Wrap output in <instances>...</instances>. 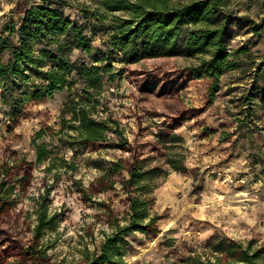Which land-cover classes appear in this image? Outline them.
Listing matches in <instances>:
<instances>
[{
  "label": "rangeland",
  "instance_id": "374dc122",
  "mask_svg": "<svg viewBox=\"0 0 264 264\" xmlns=\"http://www.w3.org/2000/svg\"><path fill=\"white\" fill-rule=\"evenodd\" d=\"M20 1L0 0V29ZM34 1L27 0L28 4ZM185 1L171 0L173 4ZM71 3L73 7L61 10L73 22L86 23L90 51L72 50L65 56L73 60L81 55L85 65L94 63L106 71L93 116L116 120L122 135L109 133L107 140L83 144L70 139L73 132L68 129L56 133L62 118L72 117L65 103L70 93L82 88L79 68L68 75L75 82L71 88L53 92L44 102L26 104L14 120L6 114L0 86V162L23 156L32 161L28 180L16 195L18 235L24 240L31 237L39 195L49 189L47 210L56 212L57 218L53 229L41 233L40 244L52 262L76 264L82 250L93 251L102 243V231L111 232L107 213L97 201L111 203L123 222L125 194L118 181L127 174L111 171L110 165L136 155L145 171L155 169L143 183L148 216H156L160 231L157 236L141 230L122 235L121 262L116 264H192L194 257L213 260L232 242L260 248L258 261L264 264V73L260 74L264 29L254 32L255 24L264 18V0H231L234 13L246 16L234 19L227 46L230 52L239 51L240 65L225 71L215 83L204 76L192 78L186 67L196 64L195 58L124 63L120 52L109 45L111 15L99 19L90 12L84 18V8L92 11L95 0ZM51 63L46 58L44 68ZM30 75L23 83L29 91L34 82L41 83L34 73ZM163 82L166 86L161 90ZM40 128L44 132L36 142L48 145L52 161L37 162L30 145ZM124 140L134 155L120 148ZM168 154L182 156L185 170L171 169ZM105 173L116 181L112 188L90 191L86 194L90 200H85L80 188L96 183Z\"/></svg>",
  "mask_w": 264,
  "mask_h": 264
},
{
  "label": "trees",
  "instance_id": "16d2710c",
  "mask_svg": "<svg viewBox=\"0 0 264 264\" xmlns=\"http://www.w3.org/2000/svg\"><path fill=\"white\" fill-rule=\"evenodd\" d=\"M95 4L92 11L84 8V18L90 12L99 19L111 15L109 45L120 52L126 64L162 57L195 58L197 63L186 67L192 78L204 76L213 83L225 71L240 65L236 59L239 51L230 52L227 46L234 19L240 21L246 16L238 17L234 13L231 0H186L180 4H173L171 0H95ZM73 6L71 0H37L31 4L21 0L12 9L11 16L0 29V86L6 114L12 120L18 119L26 104L44 102L53 92L71 88L75 82L69 81L68 75L79 68L82 88L70 93L65 103V109L72 117L62 118V127L56 133L68 129L73 132V137L69 138L83 144L107 140L109 133L121 137L122 132L116 120L93 116L97 111L106 71L101 65H85L81 55L73 60L65 56L72 50H78L80 54L90 51L86 23L73 22L61 10L62 7ZM114 12H123L125 15H112ZM262 29L264 18L255 24L254 32ZM37 48H40L39 52ZM46 58L52 62L48 68H44ZM93 60L99 61L97 58ZM104 67L111 70L110 65ZM30 73L40 78L41 83L34 82L29 91L23 88V83L30 80ZM262 73L264 69L260 70ZM165 86L163 82L161 90ZM214 87L211 86L212 91ZM169 90L174 92L172 87ZM43 132V128L37 130L30 141L37 162L52 161L53 153L48 145L36 142ZM123 143L120 148L134 155L135 150L131 146L126 147L127 140ZM166 161L173 170L186 168L180 155L168 154ZM31 167L32 161L25 156L0 162V264H58L51 261L40 244L41 233L45 228L53 229L57 218L56 212L49 213L47 210L49 189L39 195L31 237L24 240L18 235L19 212L14 209L16 195L17 191L24 188ZM46 168L49 170L51 165ZM110 170H124L127 174V177L118 181L125 194L123 222L119 221L111 203L97 201L107 213L106 224L111 232L102 231V243L93 251L87 248L82 250L81 259L76 264L120 263L118 241L122 235L141 230L157 236L160 231L156 216H148L149 198L143 183L155 169L145 171L135 155L130 159L112 162ZM109 176V173L102 174L96 183L90 182L87 187L80 188L85 200H90V196L86 195L90 191L104 192L112 188L116 181ZM107 177L110 178L109 185L105 182ZM259 255L260 248L252 250L250 242L245 246L240 242H232L222 255H217L213 260L194 257L192 264H260Z\"/></svg>",
  "mask_w": 264,
  "mask_h": 264
}]
</instances>
